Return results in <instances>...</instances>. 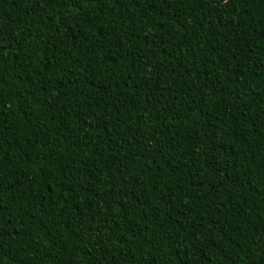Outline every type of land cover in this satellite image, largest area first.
<instances>
[{
    "label": "trees",
    "instance_id": "1",
    "mask_svg": "<svg viewBox=\"0 0 264 264\" xmlns=\"http://www.w3.org/2000/svg\"><path fill=\"white\" fill-rule=\"evenodd\" d=\"M0 264H264V0H0Z\"/></svg>",
    "mask_w": 264,
    "mask_h": 264
}]
</instances>
